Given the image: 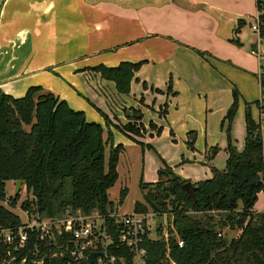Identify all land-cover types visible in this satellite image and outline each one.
Segmentation results:
<instances>
[{
    "label": "trees",
    "instance_id": "trees-1",
    "mask_svg": "<svg viewBox=\"0 0 264 264\" xmlns=\"http://www.w3.org/2000/svg\"><path fill=\"white\" fill-rule=\"evenodd\" d=\"M261 3L256 0L258 9ZM244 25L238 22L235 33ZM194 52L200 58L209 56L206 52ZM144 63L121 62L117 67L101 64L90 70L100 79L112 82L118 95H128L135 72ZM142 87L146 88L144 82ZM261 89L264 107V79ZM166 90H172L171 79ZM154 92L161 93L158 89ZM231 92L232 103L220 122L227 142L225 168L222 171L210 168L211 178L193 184L197 188L196 202L182 190V185L189 180L176 176L169 167L158 171L154 184L139 183L142 201L135 203L133 212L150 210L160 217L168 215L173 228L167 241L161 237L160 227L157 236L161 238L144 237L141 247L146 264H170V261L175 264H264V212L254 208L258 195H264V133L261 135L259 125L252 118L250 105L244 104V146L241 151L234 147L230 131L238 110L239 94L235 88ZM259 102H254L255 107H259ZM166 108V104L161 106L163 117L167 115ZM142 117L139 112L129 118L140 122ZM102 118L106 127L108 118L104 114ZM25 127L29 129L26 131ZM148 127L154 129L157 136L162 131V127L152 122ZM115 128L144 147L133 136L139 135V128L130 123ZM103 133L102 126L88 122L83 112L71 109L60 97L44 92L39 86L28 88L19 98L0 89V228H15L20 224V218L2 205L9 181H22L32 199L23 201L21 209L30 215L55 218L67 210L84 214L97 210L103 215L112 211L108 190L118 181V158L124 146L113 145L109 130L106 139ZM126 194L127 188L119 192V204ZM9 198L12 209L19 198L18 195ZM106 224L116 239L118 230L113 220L108 218ZM225 229L237 231L238 235L228 239L222 234ZM218 234L222 236L218 238ZM177 240L183 247H179ZM60 243L59 237L55 243H48L32 236L27 249L19 254L13 252L11 258L19 261L29 255L26 264H30L36 259L32 256L36 244L42 255H46L43 264H67V255L59 247ZM6 251L0 244L2 261L7 258ZM110 253L123 258L124 264H132V255L126 247Z\"/></svg>",
    "mask_w": 264,
    "mask_h": 264
},
{
    "label": "rangeland",
    "instance_id": "rangeland-1",
    "mask_svg": "<svg viewBox=\"0 0 264 264\" xmlns=\"http://www.w3.org/2000/svg\"><path fill=\"white\" fill-rule=\"evenodd\" d=\"M179 1L164 0L162 4L155 2L153 6L150 0H139L137 2V6L139 7L135 10L139 16L137 15L138 17L135 19L134 24L132 23L131 26L127 27L133 29V32L138 35L132 38L131 41H139L140 39L149 40L151 36L158 35V33H155L156 31L169 32L173 33V35L178 32L179 34L180 32H186L183 36L189 38L191 42L200 45V47L212 49L218 57L211 55V52L210 55L224 62L229 67L227 70L228 74L226 71L224 74H221L220 67L214 70L206 64L205 66L203 64L199 65L200 62L198 63L196 57L194 60L180 56L173 58L172 55H168V57H164V60L146 66L143 69V73L147 77H153V81L156 82L154 84H158V86H162L163 88L165 87L163 84L167 82L166 85H168L171 79V88L175 91L174 85L176 83L180 90L177 92V96L180 98L181 108L186 110L185 118H187L186 121L181 119V125L177 129L170 127L168 130L166 126L162 125L160 135L157 136L154 134L149 142H144V140H147L148 136L150 137L154 133V129L152 130L148 127V123L153 120L152 111L148 110L142 117V122L146 127L139 121H131L130 118H128V122L125 124L112 125L107 115L103 113L108 118L106 128L110 129V126H112V143L115 146L121 143L125 148V151L118 158V181L108 190L109 200L113 204L112 211L115 213L118 212L119 215L133 213L135 203L142 201V195L139 189L140 181H143L145 184H154L158 180V171L164 167H169L176 176L191 182L196 180L205 181V179L211 178L210 168L218 171H222L225 168V149L227 142L225 131L221 129L220 122L225 116V108L229 109L231 103V84L235 85L242 94V98L238 101V110L230 131L231 142L237 143L236 146H242L244 143L243 136L245 130L242 124V117L245 110L244 104L250 105L251 111L253 112L255 107L254 102L263 98V88L261 89L260 82L257 78V63L250 57L247 48L254 38L250 26L254 21L253 17L258 9L256 7V0H202V4L197 5L193 9H189L186 3L181 5V1ZM260 1L264 2V0ZM147 3H150V5ZM150 6L152 8L148 9L147 7ZM191 11L193 14H191ZM241 15H245L244 18H240ZM222 18L224 19L222 20ZM240 21H245V25L240 29L239 33H235V30L238 28V22ZM213 24L220 25V33L218 36L207 34ZM221 41L225 44L223 45ZM144 47L143 45L131 50H128L127 47H123V50L117 48L118 50L115 49L108 54L105 52L106 56L103 55L101 61L109 63L106 64L103 62L105 65L115 66L120 64V60L125 58V56H133V58L143 57L145 54ZM194 49L199 50L196 47ZM109 54L113 56H108ZM102 62L97 66H100ZM180 69L186 70L193 78L190 81H186L185 84L183 81L176 82L177 72L175 73V71ZM247 74L250 75L251 79L247 77ZM164 75L166 81L163 78ZM141 85L139 86L141 87ZM93 88L96 91V87H91L92 92ZM145 89H147V85ZM165 91L168 95L172 93L170 90ZM92 92L88 91L85 99L80 96H77V98L79 99L80 109L85 108L83 111L86 120L97 123L94 119L98 118L100 121L99 125L101 126L104 122L102 113L88 106L90 103L97 106L95 104L97 100L93 99ZM152 92L156 93L154 90ZM160 94H163V92ZM76 95L75 89H71L68 100H71L73 96L76 97ZM125 99L126 102H132L133 100L132 96L129 97L127 95ZM137 103L140 106H145L143 97ZM88 107L91 111L87 110ZM158 110L159 117L163 118L161 107ZM124 111H127L126 115L129 112L131 115L132 113L141 112L139 108H129ZM256 112L253 113L255 117L257 115ZM129 123L132 127L139 128V135L136 136L133 134V136L136 140L143 139L140 141L144 144L143 148L140 144L129 141L115 128ZM183 125L186 127L189 125L192 126L194 128L193 133H187V135ZM155 126L158 127L156 124ZM28 129V127H25L26 131ZM103 129V138L106 139L108 135L107 129ZM190 135H195L193 144L188 142ZM236 146L234 145L235 148ZM212 151H214L213 156L210 155ZM107 159L108 148L104 156L105 162ZM124 188H127V196L122 204H119V192ZM5 189L7 197H14L16 183L7 182ZM18 198L19 202L17 206L12 209L6 203H2V205L8 208L13 214L19 216V218L24 219L25 216L19 211V206L23 201L32 199L30 194L26 193L24 185L19 190ZM254 208L257 211L264 212L263 193L258 195ZM161 219H166L165 227H167L168 232L170 229H173L171 227L172 219L170 216L164 215ZM222 234L226 238L231 239L236 237L238 232L225 229ZM151 237L157 238L153 232H151Z\"/></svg>",
    "mask_w": 264,
    "mask_h": 264
},
{
    "label": "crops",
    "instance_id": "crops-1",
    "mask_svg": "<svg viewBox=\"0 0 264 264\" xmlns=\"http://www.w3.org/2000/svg\"><path fill=\"white\" fill-rule=\"evenodd\" d=\"M138 1L0 0V89L13 98H19L25 94L28 88L39 86L43 91L45 90L44 92L53 93L60 97L71 109L75 111L82 110L84 113L83 110L85 108L80 109L77 96L85 99L88 91L92 92L91 87H96V91L93 88L92 97L97 100L95 104L98 107L91 103L88 106L93 107L99 113L107 115L112 125L128 122V118L131 115H126L127 111H124L125 109L139 108L142 116L148 110L152 111L153 120L151 122L158 125V127L163 125L168 130L170 127L177 129L181 125V119L187 120L185 118L186 110L181 108L182 104L179 96H177V92L180 90L175 83V91L172 88V93L168 95L165 93L167 82L163 84L165 85L163 88L158 86V84H154L156 82L153 81V77H147L143 73V69L148 65L164 60V57H168V55H172L173 58L178 56L194 60L197 58L198 63L200 62L199 65L203 64L205 66L206 64L214 70L220 67L221 74H224L225 71L227 72L229 67L224 62L211 56L215 55L218 57L212 49L200 47V45L191 42L189 38L183 36L186 32H180V34L178 32L173 35V33L169 32L156 31L155 33H158V35L151 36L149 40L131 41L132 38L138 35L133 32V29L127 27L131 26L132 23L134 24L135 19L139 16L135 12L136 8L139 7L137 6ZM180 1L181 5L183 3L188 4L187 7L189 9L202 4V0ZM155 2L162 4L164 0H150L152 5ZM150 3L147 4L150 5ZM147 8L151 9L152 7ZM191 14H193L192 11ZM244 16L241 15L240 18H244ZM219 33L220 25L213 24L207 34L218 36ZM252 40L247 47L248 53L252 48ZM143 45L145 46L143 57L133 58V56H125V58L120 60L121 62L133 64L145 62L135 72V80L131 83L130 93L127 95L133 98L132 102L128 100L129 104V102H126V95H118L116 93L112 82L100 79L99 75L90 69L97 67L102 62L101 58L103 55L106 56L105 52L108 54L119 48L123 50V47L131 50ZM195 47L199 48L196 51L201 52L203 50L202 52L208 53L209 56L200 58L194 52ZM108 56L113 55L109 54ZM251 58L257 63L254 57ZM104 63L109 64L107 62ZM105 66L116 67L118 65ZM175 73L177 76L176 82L183 81L185 84L186 81H190L193 78L190 73L183 69L176 70ZM247 77L250 78V75L247 74ZM163 78L164 80L166 79L165 75ZM143 82L147 85V89L142 87L141 84ZM233 88L238 91L239 101L242 98L241 91L231 84L230 92ZM71 89H75V94L77 95L68 100ZM154 89L160 90L163 94L153 93L152 90ZM141 97L144 99L145 106H140L137 103ZM164 104L167 105V115L162 118L158 115V109ZM87 110L91 111L89 107ZM227 110L228 108H225V114ZM255 111L256 107H254L252 112L253 119H255L253 115ZM94 121L100 124L98 118H95ZM140 122L146 127L142 120ZM242 124L244 125V114ZM101 126L110 132L112 130V126L108 129L105 127L104 122ZM184 128L186 134H191L194 131V128L190 125L184 126ZM153 136L154 133L152 136H148V139H145L144 142H149ZM243 137H245V134ZM134 139L136 140V138ZM142 140L139 139L138 141ZM233 144L236 146L237 143ZM113 145L115 146V144ZM243 146L244 143L242 146L237 145L236 149L241 151ZM201 181L196 180L192 183Z\"/></svg>",
    "mask_w": 264,
    "mask_h": 264
},
{
    "label": "built area",
    "instance_id": "built-area-1",
    "mask_svg": "<svg viewBox=\"0 0 264 264\" xmlns=\"http://www.w3.org/2000/svg\"><path fill=\"white\" fill-rule=\"evenodd\" d=\"M250 30L254 36L252 48L249 55L254 57L258 63L257 78L262 85L264 79V2L261 8L253 17ZM259 107H256V117L254 119L260 127L261 135L264 133V107L262 100H259ZM10 205V198L5 196L4 204ZM17 206V205H16ZM19 211L25 216L20 218V224L15 228H0V244L7 249L6 260L0 264L7 263L13 259V264H26L29 255L24 256L17 261L16 257L11 258L12 253H21L26 250L29 239L33 236L38 241L48 243L56 242L59 237V244L63 253L67 255V264H88L87 258L91 253H97V264H124L123 258H117L110 252L113 249L119 250L126 247L132 255V264H146L145 251L141 247L144 237L150 240L163 238L167 241L169 232L166 225V219H161L158 213L150 210L147 212H133L131 214L119 215L118 212L110 211L106 215L99 213L97 210L89 214L81 213L79 210H67L61 216L50 218L42 215H30L26 210ZM19 217V216H18ZM113 220L114 227L118 230V236L113 238L112 230L107 226V219ZM162 220V222H161ZM158 227L162 228V236H157ZM170 227V226H169ZM151 232L157 238L151 237ZM222 234H218L220 238ZM179 247H183L180 240H177ZM33 259L30 264H43L46 255H42L37 245L33 246ZM30 250H28V254ZM94 264V263H93ZM170 264H175L170 261Z\"/></svg>",
    "mask_w": 264,
    "mask_h": 264
},
{
    "label": "water",
    "instance_id": "water-1",
    "mask_svg": "<svg viewBox=\"0 0 264 264\" xmlns=\"http://www.w3.org/2000/svg\"><path fill=\"white\" fill-rule=\"evenodd\" d=\"M131 113L129 112L128 113V116H130ZM195 139V136L194 135H190L189 138H188V141L189 143H192L193 140ZM210 155H214V151H212L210 153ZM22 186V181L21 182H17L16 183V191H15V195H18L19 193V190ZM182 190L184 193H186L187 197L190 198L192 201L196 202V196H195V191L197 190L196 187H194L193 183L191 181H188L187 183H185L184 185H182ZM173 237H175L173 235ZM96 256H97V253H91L88 258H87V263L88 264H97L96 263ZM3 264H13V259H11L9 262L7 263H3Z\"/></svg>",
    "mask_w": 264,
    "mask_h": 264
}]
</instances>
